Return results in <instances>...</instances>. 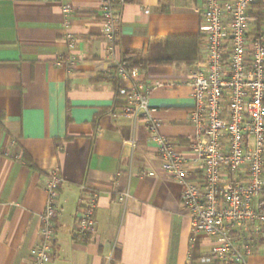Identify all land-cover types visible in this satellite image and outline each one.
<instances>
[{
    "label": "crops",
    "instance_id": "0c3cea01",
    "mask_svg": "<svg viewBox=\"0 0 264 264\" xmlns=\"http://www.w3.org/2000/svg\"><path fill=\"white\" fill-rule=\"evenodd\" d=\"M203 3L126 1L113 8L116 38L110 42L103 31V0H0V264H34L31 251L42 242L52 171L63 183L51 264H229L206 261L213 237L200 233L191 240L183 185L161 167L145 117L124 113L127 99L117 96L112 81L125 53L167 58L169 36L200 34ZM66 6L72 9L68 28ZM254 29L253 19L252 35ZM68 31L79 39L74 49ZM70 55L74 65L60 62ZM200 58L201 44L191 66L139 68L146 82L166 84L153 88V117L188 159L194 180H201L190 162L194 101L191 86L181 81ZM118 78L120 88L133 87V79ZM27 157L42 172L30 168ZM93 192L96 231L80 238L75 217ZM249 262L264 264V233Z\"/></svg>",
    "mask_w": 264,
    "mask_h": 264
},
{
    "label": "built area",
    "instance_id": "2783aa9c",
    "mask_svg": "<svg viewBox=\"0 0 264 264\" xmlns=\"http://www.w3.org/2000/svg\"><path fill=\"white\" fill-rule=\"evenodd\" d=\"M257 0H204L201 15V58L192 72L181 81L192 88L193 109L190 119L196 132L190 162L200 171L201 180L189 177L188 159L176 149L174 139L159 132L153 117L150 97L163 81L148 83L140 70L127 69L118 62L120 77L133 79L130 90L121 88L127 102V116L141 113L148 122L161 167L183 185L182 202L189 210L192 241L200 233L214 238L212 253L206 261L250 264L257 243L264 233V32L252 35ZM70 26L72 9L64 8ZM104 35L115 41L116 13L112 0H103ZM69 46L79 44L71 31ZM65 62L72 66L75 55ZM171 85V84H170ZM63 179L52 171L48 199L42 214V242L31 251L34 264H51L55 256L58 197ZM98 194L79 208L74 228L80 238L96 231L94 218Z\"/></svg>",
    "mask_w": 264,
    "mask_h": 264
},
{
    "label": "trees",
    "instance_id": "16d2710c",
    "mask_svg": "<svg viewBox=\"0 0 264 264\" xmlns=\"http://www.w3.org/2000/svg\"><path fill=\"white\" fill-rule=\"evenodd\" d=\"M129 0H112L113 8L119 10L121 4ZM252 17L254 19L255 29L253 33L255 35H260L262 33L264 27V0H257L255 9L252 12ZM201 44V35H172L167 38V51L169 56L167 58L161 59H152L145 58L137 54L136 52H128L123 55V58L120 63L124 64L127 69L132 68H140L145 70L148 66L153 64H185L187 66L193 65L199 56V48ZM118 67L114 68V77H112V81L114 83L117 96L120 97L123 94L121 93V88L119 87V78H118ZM107 78L106 76H103ZM121 101L119 100L117 104ZM118 104V106H120ZM3 118V113L0 112V121ZM1 127V123H0ZM27 165L37 171H40L35 164L32 162L30 158H26ZM42 172V171H40ZM195 256L193 259H197L200 251V247L198 242H196L193 249ZM110 264H115V261H111Z\"/></svg>",
    "mask_w": 264,
    "mask_h": 264
}]
</instances>
